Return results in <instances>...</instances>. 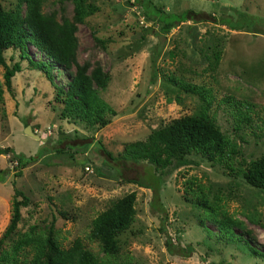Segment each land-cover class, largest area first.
Listing matches in <instances>:
<instances>
[{"label":"rangeland","instance_id":"obj_1","mask_svg":"<svg viewBox=\"0 0 264 264\" xmlns=\"http://www.w3.org/2000/svg\"><path fill=\"white\" fill-rule=\"evenodd\" d=\"M88 1L99 10L76 24V60L87 62L89 69L99 63L109 72L101 96L115 114L96 126L61 118L62 104L54 97L56 87L68 89L67 70L53 65L51 84L17 51L4 52L6 64L19 61L22 70L11 78V90L2 85L0 148L26 156L43 151L18 175L12 153L0 154V170L6 172L0 179V239L10 221L14 190L28 198L2 248L17 243L31 227L44 232L52 228L65 246L80 238L100 257L99 243L88 238L92 219L135 192L134 220L117 238V264H264V257L250 255L241 242L219 238L216 223L187 187L194 180L212 194L219 193L227 213L240 222L234 227L237 234L263 252L264 189L197 154H189V164L168 169L154 183L157 174L151 165L109 160L96 146L100 141L117 157L125 143L144 140L166 124L198 112L201 99L168 82L173 74L211 89L210 112L241 151L236 165L259 157L264 152V0H150L166 15L202 13L197 21L178 22L167 33L159 31L157 22L146 20L134 0ZM0 2L9 8L15 0ZM42 8L59 21H74L69 0H47ZM240 20L251 25L232 28ZM95 37L107 40L105 47ZM28 52L33 59H45L32 45ZM216 53L219 60L212 68ZM3 71L0 65L2 81ZM228 95L253 104L251 121L237 130L227 106L220 103ZM27 125L39 138L25 133ZM166 240L172 243L171 251ZM188 245L191 253L185 250Z\"/></svg>","mask_w":264,"mask_h":264},{"label":"trees","instance_id":"obj_2","mask_svg":"<svg viewBox=\"0 0 264 264\" xmlns=\"http://www.w3.org/2000/svg\"><path fill=\"white\" fill-rule=\"evenodd\" d=\"M45 1L47 0H15L13 7L9 8L0 2V65L4 68L3 81L0 77V107L4 93L2 85H5L8 91L11 90V78L22 70L19 61L11 66L5 62L4 52L13 49L18 52L21 60L28 62L30 69L40 70L51 84L53 65L67 70L71 76L68 89L54 86L57 89L54 100L62 104L61 118L83 122L88 126L105 124L108 116L115 114L114 108L101 96V92L108 86L109 72L103 70L99 63L89 69L87 62L80 64L76 60V24L84 22L85 18L97 12L99 8L88 0H69L73 4L74 21L66 18L59 21L53 14L43 11ZM134 1L142 8L144 18L157 22L159 31L163 33L169 32L178 22L197 21L196 16L202 14L188 10L166 15L162 8L150 0ZM240 21L242 22L232 24V28L239 29L244 25H251L250 21ZM140 38L143 39L144 35ZM95 39L105 47L107 40L97 37ZM29 45L35 47L45 59H33L28 52ZM218 60L219 53H216L211 63L212 68L216 67ZM152 63L154 66V61ZM157 72V69L156 73L153 71L152 79ZM167 81L197 95L203 103L199 111L166 124L149 133L144 140L125 143L117 157L107 151L100 141H96L97 148L104 156L112 161L146 162L153 167L154 174H157L156 178H152L155 183L168 169L189 164V154H197L221 165L229 173L241 175L251 186L264 189V152L248 163L242 161L236 165V158L241 151L233 138L221 130L215 115L210 112L213 100L211 89L204 84L194 83L173 74L167 76ZM220 103L227 106L228 113L234 118L235 130L251 121L253 104L248 100H236L228 95L224 96ZM0 111L5 114L4 109ZM42 151L26 156L17 154L10 148H0V154L12 153V160L17 163V175L27 164L37 160ZM4 172L0 170V179L4 178ZM187 190L198 198L202 211L216 223L219 238L232 243L241 242L250 255L264 257L263 251L237 234L234 227L240 222L227 213L221 203L223 197L219 193L212 194L208 187L205 188L194 180L189 181ZM18 196L21 197L20 200L17 199ZM27 204L28 198L22 192L14 190L10 221L0 239V264H117L113 257L119 251L118 235L130 227L136 213L135 192H130L92 219L88 238L99 243L103 253L100 257L86 247L80 238H75L69 246H65L52 228L44 232L31 227L21 235L17 243L8 249L2 248L3 240L16 229L21 218L20 206ZM166 247L171 251L172 243L169 240H166ZM185 250L191 253L193 247L188 245Z\"/></svg>","mask_w":264,"mask_h":264},{"label":"water","instance_id":"obj_3","mask_svg":"<svg viewBox=\"0 0 264 264\" xmlns=\"http://www.w3.org/2000/svg\"><path fill=\"white\" fill-rule=\"evenodd\" d=\"M25 133H27L28 135L35 137V138H39V136L32 130V128L30 127V125H27L25 127Z\"/></svg>","mask_w":264,"mask_h":264},{"label":"crops","instance_id":"obj_4","mask_svg":"<svg viewBox=\"0 0 264 264\" xmlns=\"http://www.w3.org/2000/svg\"><path fill=\"white\" fill-rule=\"evenodd\" d=\"M32 70V69H31ZM15 76V75H14Z\"/></svg>","mask_w":264,"mask_h":264}]
</instances>
